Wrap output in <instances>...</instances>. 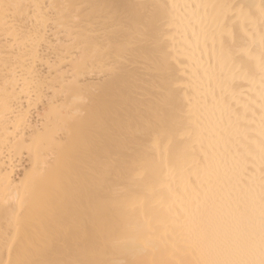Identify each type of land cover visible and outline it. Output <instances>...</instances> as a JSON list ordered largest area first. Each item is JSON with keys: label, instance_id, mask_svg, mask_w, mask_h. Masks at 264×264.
Returning <instances> with one entry per match:
<instances>
[{"label": "bare ground", "instance_id": "bare-ground-1", "mask_svg": "<svg viewBox=\"0 0 264 264\" xmlns=\"http://www.w3.org/2000/svg\"><path fill=\"white\" fill-rule=\"evenodd\" d=\"M4 3L0 264H198L213 202L259 260L264 0Z\"/></svg>", "mask_w": 264, "mask_h": 264}, {"label": "snow or ice", "instance_id": "snow-or-ice-1", "mask_svg": "<svg viewBox=\"0 0 264 264\" xmlns=\"http://www.w3.org/2000/svg\"><path fill=\"white\" fill-rule=\"evenodd\" d=\"M22 5L4 3L0 5L5 22L11 17L12 10ZM264 151V149H262ZM39 174L29 181L35 188ZM203 242L215 258L198 262V264H264V184H262L259 212L260 258L243 259L237 255L246 249L251 241L249 231L251 218L246 207L239 203H217L206 205L198 221Z\"/></svg>", "mask_w": 264, "mask_h": 264}]
</instances>
